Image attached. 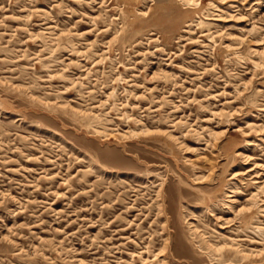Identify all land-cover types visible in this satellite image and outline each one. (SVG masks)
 <instances>
[{"label":"rangeland","instance_id":"1","mask_svg":"<svg viewBox=\"0 0 264 264\" xmlns=\"http://www.w3.org/2000/svg\"><path fill=\"white\" fill-rule=\"evenodd\" d=\"M0 264H264V0H0Z\"/></svg>","mask_w":264,"mask_h":264},{"label":"bare ground","instance_id":"2","mask_svg":"<svg viewBox=\"0 0 264 264\" xmlns=\"http://www.w3.org/2000/svg\"><path fill=\"white\" fill-rule=\"evenodd\" d=\"M192 229H193V232L196 231V228H192ZM172 237H173V236L168 237V239H167V241H166V247L172 245V242H171Z\"/></svg>","mask_w":264,"mask_h":264}]
</instances>
